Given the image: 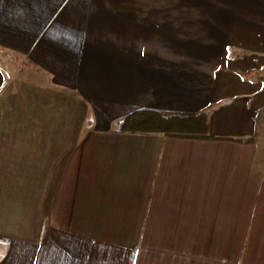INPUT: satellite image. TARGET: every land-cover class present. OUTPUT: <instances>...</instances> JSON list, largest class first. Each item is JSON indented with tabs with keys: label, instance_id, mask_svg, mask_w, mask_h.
<instances>
[{
	"label": "crops",
	"instance_id": "obj_1",
	"mask_svg": "<svg viewBox=\"0 0 264 264\" xmlns=\"http://www.w3.org/2000/svg\"><path fill=\"white\" fill-rule=\"evenodd\" d=\"M0 264H264V0H0Z\"/></svg>",
	"mask_w": 264,
	"mask_h": 264
},
{
	"label": "trees",
	"instance_id": "obj_2",
	"mask_svg": "<svg viewBox=\"0 0 264 264\" xmlns=\"http://www.w3.org/2000/svg\"><path fill=\"white\" fill-rule=\"evenodd\" d=\"M171 113L151 109H138L128 114L120 122V130L133 133H151L171 130L174 120ZM170 117V118H169Z\"/></svg>",
	"mask_w": 264,
	"mask_h": 264
},
{
	"label": "rangeland",
	"instance_id": "obj_3",
	"mask_svg": "<svg viewBox=\"0 0 264 264\" xmlns=\"http://www.w3.org/2000/svg\"><path fill=\"white\" fill-rule=\"evenodd\" d=\"M3 53H4V55H6V57H8L9 59H11V58H13V59H15L16 57H14V56H12L11 54H10V52H7V51H3ZM171 117V116H170ZM169 117V118H170ZM183 118H181V117H179V116H173V117H171V120H174V122H173V124H172V127H174V128H176V125H177V128H180V129H190V128H193V126H194V124H197L198 122L197 121H199V119L196 121V122H194V123H192L191 121H186V122H184L183 120H182ZM200 123V122H199Z\"/></svg>",
	"mask_w": 264,
	"mask_h": 264
}]
</instances>
